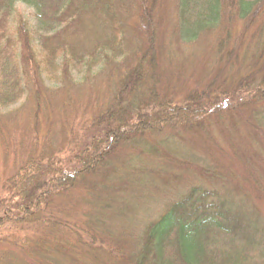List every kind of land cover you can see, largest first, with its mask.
<instances>
[{
    "label": "trees",
    "instance_id": "obj_1",
    "mask_svg": "<svg viewBox=\"0 0 264 264\" xmlns=\"http://www.w3.org/2000/svg\"><path fill=\"white\" fill-rule=\"evenodd\" d=\"M263 18L264 0H0V264H264ZM217 30L181 64L179 38Z\"/></svg>",
    "mask_w": 264,
    "mask_h": 264
},
{
    "label": "rangeland",
    "instance_id": "obj_2",
    "mask_svg": "<svg viewBox=\"0 0 264 264\" xmlns=\"http://www.w3.org/2000/svg\"><path fill=\"white\" fill-rule=\"evenodd\" d=\"M15 8L18 11V13H21L22 15H24V17L26 19H28L31 22V24H35V21H36V19H35V10L32 7L26 5V4L22 3V2H18V3H16ZM173 16H174V14L170 18V20L172 22H174L173 21ZM263 20H264V18H263ZM259 25H261V22L256 23L254 25V27L252 28V32L255 33V31H256V29H257V27ZM220 36H221L220 35V30H217V31H215V32H213V33H211L209 35L202 34V36L199 37L198 40H196L194 42H191V43H189V42H187L185 40L182 41L181 38H179V42L176 45L178 46V57L180 58V60L183 61L181 64L186 63V65L188 67V60H189L190 55H191L192 52H194L195 54H202V53L206 52L208 49L210 50L211 47H213V46H215L217 44V41L219 40ZM257 36L258 35H256L255 37H252L250 35V33H249L248 36L246 37L247 39L245 41V47L241 48L240 50H238V53L241 52L240 54L242 56H247L245 52L251 50L249 44H253L258 38ZM184 38H185V36H184ZM185 56L188 57L187 60L183 59ZM248 66H251V64H249ZM192 67L193 66H191V68ZM108 73H109V71H108ZM106 74H107V72L104 73V75H106ZM243 75H244V73H242L240 78H241V80H243L246 83V81H248V80H246ZM260 110L264 112V107L261 108ZM236 140L238 142L241 141L240 138H237ZM222 145H223V148L227 149L226 146L223 143H222ZM184 151L186 153V150H184ZM186 155H187V153H186ZM189 157L190 156H188V155L184 156L183 160L186 161L185 159H189L190 161H192L190 159L191 157L190 158ZM200 164L203 165V166H207L208 165L207 163H204L202 161H201ZM140 165L144 166L145 164L144 163H140ZM188 174L190 175V177H192L190 173H188ZM194 174H195V177H198V173H194ZM123 186H127L124 181L120 183V188L123 187ZM127 190L134 192V199H135L136 194H137V196L138 195L139 196H144V194H148L149 195V199H151V194L147 191L148 190V186H146V187L145 186H138V185L135 184L133 186V188H129L128 187ZM138 198L139 197H137V199ZM133 201H135V203H137V202H139L141 200H133ZM148 201L150 202L152 200H148ZM144 202L147 203V200H144ZM153 203H155V207L158 206L159 204H160L159 206H161V204H163V200H157L155 202H152L149 205V207L154 206Z\"/></svg>",
    "mask_w": 264,
    "mask_h": 264
}]
</instances>
